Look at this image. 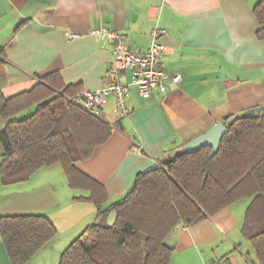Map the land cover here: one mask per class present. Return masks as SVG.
<instances>
[{"label":"crops","instance_id":"1","mask_svg":"<svg viewBox=\"0 0 264 264\" xmlns=\"http://www.w3.org/2000/svg\"><path fill=\"white\" fill-rule=\"evenodd\" d=\"M259 1L0 0V95L11 98L46 80L56 91L99 88L112 65V44L92 35V28L120 30L128 47L140 53L149 47L156 25L167 29L162 64L181 73L182 81L147 97L131 85L126 116L109 96L101 115L120 125L77 163L101 184L97 196L107 205L124 196L140 172L216 121L264 105V38L257 35L254 11ZM66 29L80 36L68 40ZM124 76L129 80L130 72ZM35 109L32 105L13 118ZM8 120L0 115V164L5 154L1 132ZM59 164L42 166L23 182L4 184L0 176V218L44 214L58 229L25 264H58L62 251L95 219L97 206L85 198L92 193L71 187ZM250 200L238 199L203 220L177 225L166 238L173 248L169 264H258L243 232ZM114 219L110 214L108 221ZM0 264H12L1 233Z\"/></svg>","mask_w":264,"mask_h":264},{"label":"trees","instance_id":"2","mask_svg":"<svg viewBox=\"0 0 264 264\" xmlns=\"http://www.w3.org/2000/svg\"><path fill=\"white\" fill-rule=\"evenodd\" d=\"M257 35L264 38V0L254 7ZM48 82V83H47ZM51 83V82H50ZM76 87L56 91L49 81L11 98L0 95V115L9 119L1 132L4 184L23 182L42 166L60 163L71 187H84L97 206L95 219L62 251L58 264H169L168 234L180 223L210 217L238 199L250 197L243 232L264 264V113L224 119L227 132L219 150H180L158 167L140 172L121 198L104 205L99 182L77 163L106 141L113 125L69 99ZM36 105L26 116L16 114ZM115 214L112 223L110 214ZM58 229L44 214L4 215L0 233L12 264H25Z\"/></svg>","mask_w":264,"mask_h":264},{"label":"built area","instance_id":"3","mask_svg":"<svg viewBox=\"0 0 264 264\" xmlns=\"http://www.w3.org/2000/svg\"><path fill=\"white\" fill-rule=\"evenodd\" d=\"M90 33L102 41L112 44L113 61L107 70L104 83L96 89L82 90L70 98L69 101L77 103L89 111L99 114L101 107L109 96L113 95L116 107L122 116L130 113L129 93L130 86L136 85L140 95L147 97L153 90L164 92L169 86L178 85L182 81V74L169 72L162 64L165 44L162 37L167 33L163 26L156 25L151 31V43L145 52H136L128 47L126 36L118 29L108 25L94 27ZM68 40L80 36V32L66 29ZM129 71V80L124 73ZM208 264H223L222 260H214Z\"/></svg>","mask_w":264,"mask_h":264},{"label":"water","instance_id":"4","mask_svg":"<svg viewBox=\"0 0 264 264\" xmlns=\"http://www.w3.org/2000/svg\"><path fill=\"white\" fill-rule=\"evenodd\" d=\"M264 113V105L258 107H250L239 111L231 116V120H238L242 118H252L256 117L259 114ZM227 126L224 121L218 120L216 123L211 126L207 131L197 135L183 146L179 147L173 153H169L167 158H164L163 161H167L173 158V155L180 150H184L186 152H194L200 149L203 146L210 145L212 146L211 155L213 156L220 148L221 140L223 135L227 132ZM158 165H153L146 170L150 171L157 168Z\"/></svg>","mask_w":264,"mask_h":264},{"label":"rangeland","instance_id":"5","mask_svg":"<svg viewBox=\"0 0 264 264\" xmlns=\"http://www.w3.org/2000/svg\"><path fill=\"white\" fill-rule=\"evenodd\" d=\"M26 113H27V112H26ZM59 167H60V164H59ZM81 232H82V231H79V233H77V235L72 239V241H73V240H74V239H75V238H76ZM72 241H71V242H72ZM69 244H70V243H69ZM69 244H68V245H69ZM68 245H67V246H68Z\"/></svg>","mask_w":264,"mask_h":264}]
</instances>
